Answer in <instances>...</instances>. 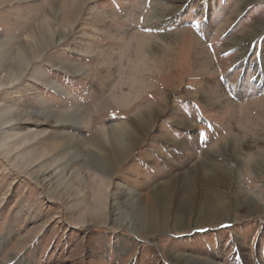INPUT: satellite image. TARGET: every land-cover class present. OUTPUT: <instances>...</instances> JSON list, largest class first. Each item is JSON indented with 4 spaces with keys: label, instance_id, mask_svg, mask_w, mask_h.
I'll return each mask as SVG.
<instances>
[{
    "label": "rangeland",
    "instance_id": "1",
    "mask_svg": "<svg viewBox=\"0 0 264 264\" xmlns=\"http://www.w3.org/2000/svg\"><path fill=\"white\" fill-rule=\"evenodd\" d=\"M257 59L264 0H0V264H264Z\"/></svg>",
    "mask_w": 264,
    "mask_h": 264
},
{
    "label": "bare ground",
    "instance_id": "2",
    "mask_svg": "<svg viewBox=\"0 0 264 264\" xmlns=\"http://www.w3.org/2000/svg\"><path fill=\"white\" fill-rule=\"evenodd\" d=\"M176 1V0H175ZM180 8V7H179ZM178 8V9H179ZM171 9V8H170ZM173 9V8H172ZM174 9H175V6H174ZM159 11V10H158ZM157 12V11H156ZM172 13L171 10H168V14ZM156 15H152L149 17V20H153V18L155 17ZM254 30V29H253ZM50 31V30H49ZM48 31V32H49ZM52 32V31H51ZM47 33V32H46ZM48 34V33H47ZM254 35V34H253ZM39 37V36H38ZM244 38V37H243ZM46 41V40H45ZM40 42V41H39ZM44 44V43H43ZM152 45V44H151ZM44 46V45H43ZM252 48V47H251ZM250 46L248 44H245L242 46V56L243 58L245 59L246 58V55L250 52L251 50ZM152 49V48H151ZM161 50V49H160ZM24 51V50H23ZM22 54V53H21ZM23 56V55H22ZM25 57V56H24ZM255 66H256V69H258V79L261 81L264 79L263 75H262V69H263V66L262 63H261V60H258L256 61L255 63ZM148 114L149 116H152V114H154V112L152 111H148ZM38 117V116H37ZM50 119V118H49ZM52 119V118H51ZM148 118L146 116L142 117L141 121L139 122L138 124V127L142 130H146L149 128V124H148ZM46 120V119H45ZM48 123V122H47ZM103 136L105 137L106 139V142L109 144V148L112 155H113V158L115 161H122L126 156H128L134 149V145L135 143H137L140 139V137L138 135H136V133H132L131 132H125L123 131L122 129H119V128H109L107 131L104 132ZM71 144L67 143V142H64L61 143V142H58V141H52V142H49L47 143L45 146L42 147L41 150H39L38 152H36L35 156L32 158V161L33 162H36L38 159H41L42 157L52 153V151H56L58 154H62V153H65L67 152L71 146ZM218 151H221L223 153V155H225V157H228V158H231L232 159V164L235 165L236 163H239L241 164L242 163V157L240 155V152H241V146L240 144L237 145L236 143H231V141L229 143H226L225 145H223L222 147H220L218 149ZM229 152V153H228ZM65 155V154H64ZM69 157V158H67ZM64 158H66L67 160V164L69 165L71 163V161H73L74 159V154L73 155H65ZM253 164L252 166H258V167H261V168H264V152L263 151H256L254 152L253 154V157H252V161H251ZM205 163V162H204ZM208 164L212 163V162H206ZM219 165V163H218ZM223 164H221L222 166ZM217 166V165H216ZM236 167V166H235ZM196 170H194L195 172ZM232 172V171H231ZM227 176H229V172L227 171ZM194 175V174H193ZM195 175L197 176L198 173L196 172ZM195 177V180L196 182H194V184H197L199 186V178L198 177ZM225 180V179H224ZM195 189V187H194ZM197 190L198 188L196 187L195 189V194L194 196L196 197L197 196ZM164 193V192H163ZM240 194V193H239ZM211 196V195H210ZM252 198H248V197H242L241 196V201H246V202H251ZM241 201H238L241 202ZM235 202V201H234ZM236 203V202H235ZM233 204L236 205V204ZM134 204V205H133ZM131 206H132V210L131 211H137L140 212V213H143L141 207H139L137 205V202L133 203ZM228 205V204H227ZM223 204L221 202H218L217 200L215 199H210L208 196L205 198V202H204V206L202 208H199L201 209V212L200 214L202 216H205L206 214H210L212 212H214L215 210H221L223 209L222 208ZM90 210H92V208H90ZM150 214V213H149ZM138 215V214H136ZM151 215V214H150ZM126 216V215H125ZM140 216V215H139ZM146 217V216H145ZM126 218V217H125ZM140 218V217H139ZM142 219V218H141ZM126 221V220H125ZM148 225V224H147ZM195 258V257H194ZM179 259V258H178ZM190 260V259H189ZM208 261V260H207ZM205 261V262H207ZM180 262V261H179ZM190 262L192 264H195L194 262V259H191ZM189 263V262H188ZM207 264V263H206ZM210 264V263H209Z\"/></svg>",
    "mask_w": 264,
    "mask_h": 264
}]
</instances>
